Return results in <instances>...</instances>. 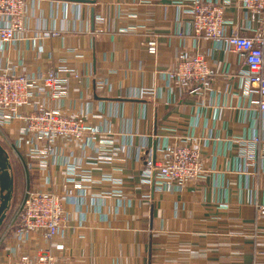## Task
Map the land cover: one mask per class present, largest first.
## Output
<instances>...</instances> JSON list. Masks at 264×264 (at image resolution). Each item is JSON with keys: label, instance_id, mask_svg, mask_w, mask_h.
I'll return each mask as SVG.
<instances>
[{"label": "crops", "instance_id": "obj_1", "mask_svg": "<svg viewBox=\"0 0 264 264\" xmlns=\"http://www.w3.org/2000/svg\"><path fill=\"white\" fill-rule=\"evenodd\" d=\"M186 1L27 0L23 39L1 52L0 67L20 64L27 75L74 70L60 74L70 80L68 97L48 104L101 128L95 144L87 140L71 154L94 183L66 205L68 228L53 241L66 246L56 254L58 264H264V215L258 213L264 161L246 170L233 141L264 142V114L251 103L258 96L240 94L239 72L246 68L241 59L193 34L183 13ZM232 2L226 18L251 36L257 23L239 0ZM184 53L205 57L212 72L208 93L181 95L168 81ZM172 131L192 135L205 165V178L183 191L160 189L155 179L143 182L145 160L155 157ZM104 143L113 153L100 158L94 149ZM5 149L15 181L14 165L20 172L22 200L38 177L50 176L56 192L65 191L62 162L29 171L23 154ZM9 242H15L12 236ZM39 242L29 243L26 252L47 246ZM7 256L0 249V264Z\"/></svg>", "mask_w": 264, "mask_h": 264}, {"label": "built area", "instance_id": "obj_2", "mask_svg": "<svg viewBox=\"0 0 264 264\" xmlns=\"http://www.w3.org/2000/svg\"><path fill=\"white\" fill-rule=\"evenodd\" d=\"M238 4L251 21L257 23L251 36L233 29L234 24L226 18V9L233 5L232 0L186 1L183 13L195 36L215 41L223 45L227 53L241 59L246 68L239 72L240 94L245 98L258 96V100L251 103L264 114V0H239ZM26 8L27 0H0V59L4 49L8 51L23 39ZM21 67L20 64L0 67V131L6 139L14 138L8 140L12 150L16 155L23 154L29 171L51 170L58 167V161L62 162L60 168L66 175L67 187L65 191L56 192L54 182L46 176L38 177V183L25 190L10 225L15 242L6 243L3 248L8 254L5 264H58L56 254L65 251L66 246L53 241L62 238L68 228L70 217L66 205L75 195L82 196L89 191L94 183L93 177L72 160L71 154L75 147L81 146L82 151L87 140L95 144L101 128L86 125L48 104L68 97L70 80L60 74H73L74 70L63 68L57 72L27 75L21 72ZM211 75L205 57L184 53L166 76L181 95H203L212 88ZM74 77L77 78L76 72ZM149 94L152 92H145ZM170 137L167 144L156 151L155 157L145 160L143 182L150 184L151 179H155L160 189L175 186L183 191L205 178L203 155L192 135L176 133ZM233 141L238 146L236 156L246 170L264 161V142L259 138ZM109 145L104 143L102 148L94 150L100 158H106L108 153H113ZM102 178L103 182H115L110 177ZM258 213L264 215V206ZM39 238L47 246L26 252L29 243H40Z\"/></svg>", "mask_w": 264, "mask_h": 264}, {"label": "water", "instance_id": "obj_3", "mask_svg": "<svg viewBox=\"0 0 264 264\" xmlns=\"http://www.w3.org/2000/svg\"><path fill=\"white\" fill-rule=\"evenodd\" d=\"M14 198L15 177L12 171L10 155L0 144V231L10 215Z\"/></svg>", "mask_w": 264, "mask_h": 264}, {"label": "rangeland", "instance_id": "obj_4", "mask_svg": "<svg viewBox=\"0 0 264 264\" xmlns=\"http://www.w3.org/2000/svg\"><path fill=\"white\" fill-rule=\"evenodd\" d=\"M3 132L0 131V144L7 148L10 152H12L13 150H11V148L9 147L10 142L8 141L9 139L5 138L4 135L2 134ZM15 171H16V191H15V200L13 202V206H12V210L10 213H14V210H17L16 208L18 207V205L20 204L21 200H22V192H23V184H22V178L20 176V172L18 171L17 166H15ZM36 180L34 179V182ZM11 217V216H10ZM10 220H7L5 226L2 228V230L0 231V249L4 248V244L6 243V241L8 240V238L11 236V234L13 233L12 229L10 228V224H9Z\"/></svg>", "mask_w": 264, "mask_h": 264}]
</instances>
